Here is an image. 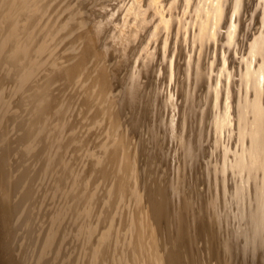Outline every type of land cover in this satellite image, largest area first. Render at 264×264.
Returning a JSON list of instances; mask_svg holds the SVG:
<instances>
[{"label":"bare ground","instance_id":"bare-ground-1","mask_svg":"<svg viewBox=\"0 0 264 264\" xmlns=\"http://www.w3.org/2000/svg\"><path fill=\"white\" fill-rule=\"evenodd\" d=\"M94 2L0 0V264H173L164 224L188 257L264 264V156L212 83L225 45L183 5Z\"/></svg>","mask_w":264,"mask_h":264},{"label":"snow or ice","instance_id":"snow-or-ice-1","mask_svg":"<svg viewBox=\"0 0 264 264\" xmlns=\"http://www.w3.org/2000/svg\"><path fill=\"white\" fill-rule=\"evenodd\" d=\"M166 9L173 4L171 14L180 13L184 6L189 18L206 22L209 34L216 36L224 45L226 56L218 57L219 63L213 68L212 83L218 90L219 106L223 111L225 104L229 115L233 116L244 131L245 147L255 141L260 153L264 156V0H255L254 12L249 18H259V32L245 37L246 44L241 50L238 44V21L244 15L242 7L246 0H156ZM228 25L224 29L222 21L227 9ZM167 19V14L165 15ZM175 23V20L173 21ZM247 28V25H245ZM232 58L231 66L227 63ZM227 89V94L225 93ZM261 234L264 236V220L261 221Z\"/></svg>","mask_w":264,"mask_h":264},{"label":"rangeland","instance_id":"rangeland-1","mask_svg":"<svg viewBox=\"0 0 264 264\" xmlns=\"http://www.w3.org/2000/svg\"><path fill=\"white\" fill-rule=\"evenodd\" d=\"M94 1H96V3H97L99 1H106V0H94ZM94 1L93 0L92 1L88 0L89 5L95 4ZM170 229L171 228H170L169 225L167 227L164 224V236H163V239L164 238L165 239L163 241H164V244H166L165 248L168 246L166 248V251H169L170 252L171 259H173L174 261H176V262L173 261V264H207V253L205 252L206 246H205L203 240L201 241V239H198V241H197V252H196V254H194L193 256L190 254L191 256L188 257L187 254L185 253L186 248L184 246H181V248L178 249V250L176 249V247L174 245V238H173L172 230H170ZM198 246H200V247H198ZM176 252L178 253V256H177L178 259H180L178 261H177V257H176ZM200 252H202L203 254L200 253ZM74 253L76 254V251H74ZM78 253H79V251H78ZM201 256H202V258H201ZM175 258H176V260H175ZM201 259L204 260V261H202ZM165 263L167 264L168 263V260H166ZM170 263L172 264V261L171 262L169 261V264ZM213 263L214 262H212L210 264H213Z\"/></svg>","mask_w":264,"mask_h":264}]
</instances>
